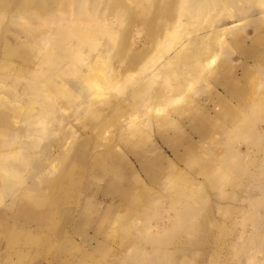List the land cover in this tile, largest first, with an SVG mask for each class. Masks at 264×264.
<instances>
[{"label":"rangeland","instance_id":"rangeland-1","mask_svg":"<svg viewBox=\"0 0 264 264\" xmlns=\"http://www.w3.org/2000/svg\"><path fill=\"white\" fill-rule=\"evenodd\" d=\"M157 1L125 0L124 2V0H119L121 4L114 5L110 0H102L98 4H92V0H86V5L88 6L85 7L94 12V22H97L88 28L89 30H87L85 36L87 38L86 41H81L76 37L62 38L58 35L55 31L57 27L68 30L74 24L73 15L68 17L66 13H63L61 16H64L63 18L65 19L62 21L57 20L54 22L55 24L51 23L53 21H49L48 25L51 26L53 32L48 39V44L44 48L41 45L42 43L37 42L38 40L36 41V38L30 33L32 22L29 19L27 21L28 24H23L22 21H19L17 17L18 12L15 11V7L18 6L21 9V4L9 7V10L6 8L4 10L0 9L3 16L0 18V61L3 60L0 63V150L5 148L14 150L15 152L18 151L21 159L15 152L12 155L15 154L16 158H19L18 160H23L17 161L15 155L12 156L10 154L13 158L7 155V159L9 160L5 158V161L2 162L5 164L4 167L10 164L9 166H15L20 171L22 170L21 176L19 175L18 177L20 179L23 177V181H20L14 188V194L10 190L2 192L0 201V213L2 212V217L0 218V264H107L105 262L116 264L120 260L115 258V255L122 253V248L124 249L123 245L125 246L127 241L129 242L131 239L147 247H145L146 249H141L137 245L135 249H130L129 253H122L125 259H123L124 264L125 262H127L126 264H148L149 261L150 264H157L155 258H160L159 264H165V260L162 258V255H164L163 250H155L151 246L152 242L150 241L153 240L151 239L153 237L154 240L161 241L165 250L168 247L171 248H168L170 252L174 249L180 250L179 254L174 252L175 256L173 255L171 258L177 264H254L257 261L255 264H264V251H261L262 248L261 250L259 249L262 247V244L264 247V220H262L264 219V203L260 204L264 201V138L260 141H255L254 136L250 135L256 131V128L264 130L263 115L259 113L258 108H253L257 102L259 103L264 100V44L258 49L260 50V55L248 58V61L257 59L255 61L259 64L256 67L245 68L237 66L235 68H228L225 72H222V69L218 68L221 63L230 62L238 57L244 59L243 55L238 52L235 40L229 39L230 36L228 34L223 35V39H229V42L222 43L216 62L211 66L212 68L208 69L211 73V78L208 79V71H205L201 75L202 79L200 77L195 82L192 91L186 92L185 86L178 89L179 92L185 90L184 92L188 96L183 99L182 97L177 99L178 102L174 104L166 102L167 105L164 104V108L160 112H153L152 103L155 100L152 87L148 86L147 89H144L139 94L135 90L138 81L147 73L143 67H152L151 65L156 64L157 61L167 56V53L171 51V49H168L170 48L168 47V43L173 39L171 37L177 33V27L172 24V21L175 20V14L179 10L177 7L180 6V3L176 4L174 0ZM1 2L5 3L4 0H1ZM156 2L159 8H157ZM162 4L166 11H172L167 13L164 9L162 10ZM112 5L114 6L112 7ZM169 5L170 8L168 7ZM127 6L129 7L128 9ZM256 6L255 0L238 2V7L232 8V12L237 15L239 14L237 9L242 8L244 13L238 16L245 18L239 26L234 27L235 29H230L229 32L251 36L258 31L264 37V17L257 15L259 14V7ZM126 9L130 10V12ZM27 16L29 17V14ZM96 16L98 19H96ZM67 17L69 20L66 19ZM185 18V15L179 16L180 20L184 21ZM235 18L237 19V16L227 18L224 15L221 21L216 24L231 25ZM11 19L12 21H10ZM104 19L106 20L104 21ZM109 20L110 22H108ZM101 22H107L105 23L107 25ZM95 24L98 28H95ZM103 25L105 28L102 27ZM160 26L163 27L160 28ZM99 27L102 28L99 29ZM9 28L12 29L9 30ZM197 28L196 30L192 28L191 32H195L190 35L188 34L189 36L183 34L185 32H181V35L183 34L182 37H191L197 32L203 31L202 27L201 31H199L200 27ZM44 31L46 32V30H43L41 35L44 34ZM156 34L157 37L155 36ZM109 35L111 36L108 38ZM158 38L162 39L157 40ZM246 42L250 43L249 39ZM119 44H122V46ZM36 45L38 48H35ZM41 47L42 49H40ZM116 48L118 51H121L118 52L121 53V56L116 53ZM122 48L124 49L122 50ZM66 49H69L68 53ZM113 50L116 51L114 52ZM138 50L139 52H137ZM138 54L139 56L136 57ZM160 54L161 58L159 57ZM131 57H134L132 59L134 60L133 62L132 60L129 61ZM188 68L179 64L174 65L173 69L176 72L171 76L172 82L175 83L177 79L188 76L189 72L192 71ZM221 73L223 74L221 77L222 81L218 79ZM233 78H235L233 83H225L226 79L232 80ZM41 79L42 84H44V88L42 87V89H40ZM38 80L40 84H36ZM224 84L234 86L235 88L238 85L241 86L238 93L242 95V101L247 103L246 107L241 106V100H237V98L226 96L228 101L222 103L218 97L214 96L216 89L222 91L223 94ZM65 85L66 87H64ZM90 88L92 89L90 90ZM132 89L133 92L131 91ZM59 90L62 91L59 92ZM89 93L94 94L90 96ZM220 97L222 99L223 95ZM231 104L234 106L232 107ZM76 105L80 109L78 108L77 110ZM179 107L180 109H178ZM235 107H239L242 110L237 115L232 110ZM208 111L212 118L216 115H222V117L217 122L212 121L205 135L201 137L200 133H198L200 131L192 130L193 121L190 120L194 119V122L201 127V118L204 114L208 115ZM8 112L10 115L7 114ZM5 113L7 116H5ZM251 117H256L253 120L255 119L257 122L255 120L253 122ZM63 122L66 124H63ZM49 123L56 125L52 127ZM60 123L62 124L61 126ZM123 123L125 126L132 124L131 126L134 128L133 136H130L126 128L122 130L123 126L121 125ZM222 125L225 127L223 128ZM242 125H246V127L244 126L243 128ZM58 127H63L64 129H58ZM226 127L227 129H225ZM247 127L248 130L250 129L249 131H247ZM249 127L255 129L253 130ZM16 131L20 135L18 134L17 136ZM231 131L233 134H231ZM234 131L239 133L236 135ZM241 132H244L246 136ZM30 135L34 138L29 137ZM161 135L171 139V142H168L169 145L162 142ZM232 135L238 137H233ZM19 136L21 140L18 139ZM14 137H17V140ZM231 137H233V140H231ZM13 139H15V142ZM190 139L195 141L194 148L196 149V153H200L201 156L205 158H209L211 154H213L214 158L221 156L219 159H216L217 163L224 156L230 157V160L235 157L230 161L231 163H229L228 159L227 164L223 167V173L217 186L210 183L208 176L201 175L195 167L190 169L187 163L184 162L183 158L188 148L187 141ZM235 139H239L240 141H236ZM248 139L251 140L249 141ZM135 140L139 141L137 146L132 144ZM230 140L232 141L231 143L229 142ZM254 142H258V144ZM232 146L233 148H231ZM139 148L148 157V169H143L137 161V158H140L142 161L146 158L144 154L135 152ZM24 149L26 150L24 151ZM230 149L232 150L230 151ZM36 151L37 153L35 154L34 152ZM97 151H107L115 154L113 156L115 168L123 178L124 185L129 180V182L132 181L134 191L131 192L132 197L129 198L131 200L121 201L115 194L113 198L110 195H104L103 190L107 187L106 177L100 175V170L97 173L94 170V172L86 170L88 165L92 163L93 156ZM159 151L163 155L161 158L158 157ZM243 151H246V154L244 153L243 155ZM24 152L29 153V155H26ZM258 155L260 156L258 157ZM240 156L243 160L239 159ZM50 162L52 164H49ZM253 164L254 166H252ZM0 165L2 166V164ZM225 167L228 168L225 170ZM251 167L257 169L254 170ZM261 167L262 169H260ZM229 168L232 169L230 170ZM34 169L43 170V172L39 177H34ZM132 170L137 173L139 180L136 177L133 178ZM24 174H28L27 178L24 177ZM133 174L135 173L133 172ZM42 175L43 177H40ZM32 176L34 177L33 180ZM37 178L38 180H36ZM44 178H47V180ZM198 186L201 189H196ZM32 188L34 189L32 190ZM19 191L21 193L28 191L29 195L39 198L40 202H38V206L40 207L38 211L46 213L45 217L39 220V222L33 221L31 217H28L19 210L18 198L21 194ZM38 191H40L39 194ZM192 191L196 192V196L190 198L193 209L190 211L191 216H188V218H192L195 229L199 227L201 230H193L190 235L184 237L189 243H192V246L190 244L186 248L179 245L177 241L174 244L169 242L179 237L182 230L181 228L177 229V227H174L173 223H175L177 216L173 207L171 208V204L173 203V196L179 195L183 198L185 194ZM87 197L90 200L91 208L87 210L85 217L91 220L90 223L82 222L83 219L79 216V208L82 206V201ZM247 199L251 203H248ZM107 201H112L115 206L108 207ZM180 201H183V199ZM252 205L256 207L258 205V207L253 208ZM258 213L260 217H256L259 216ZM103 216H107L110 220V224L104 226L108 230L104 236L105 246L102 248H91L83 242L82 238L84 235L93 233L94 228L97 227L96 221L101 217L103 218ZM164 226L166 228L174 227L173 230H176L166 232L162 230ZM11 228L16 231V234L12 235L10 233L9 229ZM143 228H145L144 231ZM145 230L148 231L150 236L148 234L146 236L143 235L146 232ZM251 230H253V234H251ZM136 231H142L143 234L141 232H138V234ZM141 234L143 235L142 237ZM255 235L258 237L257 239ZM253 241L254 243H252ZM255 244L257 245L255 246ZM258 245L259 248H257ZM152 249L156 253L152 252ZM184 249H187L186 258L182 259L183 252L181 250ZM257 249L258 251H255ZM237 251H239L238 254ZM253 251L258 253L252 256ZM141 252L142 254H139ZM240 253L241 255H239ZM141 257L145 260L141 259ZM252 258L253 260H251ZM260 259L261 261H259ZM250 261L252 262L250 263Z\"/></svg>","mask_w":264,"mask_h":264},{"label":"bare ground","instance_id":"bare-ground-1","mask_svg":"<svg viewBox=\"0 0 264 264\" xmlns=\"http://www.w3.org/2000/svg\"><path fill=\"white\" fill-rule=\"evenodd\" d=\"M102 2V0H92V4H98V2ZM104 1H107V0H104ZM135 1V0H134ZM157 1V0H156ZM175 1V3L176 4H178V3H180V6H178L177 8L179 9L178 10V12L176 13V11H175V16H176V18H175V20H173L172 21V24H174V26L175 27H177V33H175L174 34V36H172L171 38H173V39H171V42H169L168 44H169V46L168 47H170V48H168V49H171V51L169 52V53H167L168 55L167 56H165V57H163L161 60H159V61H157L156 62V64H153V65H151L152 67H149V68H147V67H143V69L144 70H146L147 71V73L144 75V76H142V78L138 81V84H137V87H136V90H135V92L137 93V94H139V93H141L144 89H147V87L148 86H150V88L152 87V89H153V91H154V102L152 103L153 104V112H160L163 108H164V104H166V102H172V104H174L175 102L177 103L178 101H177V99H180L181 97H182V99L184 98V97H186V96H188V94H186V92L187 91H192V89H193V86H194V84H195V82H197L198 80H199V78L201 77V79H202V74L205 72V71H208V69L216 62V59H217V57H218V55H219V53H220V50H221V46H222V43L224 42H227L229 39H233V40H235V42H236V44H237V46H238V52L239 53H241L242 55H243V57H244V59H242V57L240 58V57H238V58H234L233 60H231L230 62H227V63H221V65L218 67L219 69L221 68L222 69V72H225L228 68H235V67H237V66H242V67H245V68H248V67H251V66H254V67H256L259 63H257V61H255V60H257V59H251L252 61H248V58L249 57H257L258 55H260V53H259V51L260 50H258L261 46H262V44H264V37L262 36V33L261 32H256V34H254V35H251V36H246L245 34H239V33H232V32H229L230 31V29H232V28H234V27H237V26H239L241 23H242V21L244 20V18L245 17H239L238 15L239 14H242V13H244V11H243V9L242 8H238L237 10L239 11V14H235V13H233L232 11H233V9L232 8H237L238 7V2H242V1H250V0H174ZM173 1V2H174ZM4 2L5 3H2L1 2V0H0V9H7V10H9L11 7H13V6H17V5H19V4H21V9L20 8H18V6L17 7H15V11H17L18 13H17V17H18V19H19V21H22L23 22V24H28L27 23V21H28V19L32 22L31 23V26H32V29L30 30V33L34 36V38H36V41L37 42H41L40 44L43 46V48L44 47H46V45L48 44V39H49V37H50V35L52 34V32H53V30H51V26H49L48 24H49V21L51 22V21H53V22H51V23H54V22H56L57 20L58 21H62L63 19H65V18H63L64 16H61V14H63V13H66L67 14V16L68 17H70L71 15H73V19H74V24L68 29V30H64V29H60V28H58L57 27V29L55 30L57 33H58V35L59 36H61L62 38H67V37H76L77 39H80L81 41H86V34H87V30H89L88 28L91 26V25H94V23H97V22H94V12L92 11V10H88V9H86L87 7H85V6H88V5H86V0H4ZM110 2L112 3L113 2V4L114 5H120L121 3L119 2V0H110ZM122 2V1H121ZM124 2H125V0H124ZM158 2V1H157ZM157 2H156V6L158 5L157 4ZM171 2V1H170ZM255 2H256V5L259 7V14H257V15H259L260 17H264V0H255ZM88 3V2H87ZM104 3V2H103ZM152 3V2H151ZM17 4V5H16ZM101 4V3H100ZM165 4V3H164ZM168 4H170V5H173V4H171V3H168ZM175 4V5H176ZM109 5V4H108ZM114 5H112V7L114 6ZM127 5V4H126ZM163 5V4H162ZM170 5L168 6L169 8H170ZM153 6H154V4H153ZM256 6V7H257ZM10 7V8H9ZM91 7V6H90ZM100 7V6H99ZM162 7V6H161ZM168 7H166V8H168ZM77 8H78V12H77ZM119 8V7H118ZM121 8V7H120ZM129 7L127 6V9H128ZM157 8H159V6H157ZM156 8V9H157ZM168 8V9H169ZM103 9V8H102ZM107 9V8H106ZM115 9H117V8H115ZM122 9V8H121ZM126 9V10H127ZM165 10L166 11V9L164 8V5H163V8H162V10ZM104 10V9H103ZM110 10H112V9H110ZM126 10H124V11H126ZM132 10V9H131ZM161 10V9H160ZM174 10V9H173ZM113 11H114V9H113ZM118 11V10H117ZM116 11V12H117ZM127 11H129L130 12V10H127ZM126 11V12H127ZM157 11H159V10H157ZM172 11V10H171ZM171 11H166L167 13L168 12H171ZM62 12V13H61ZM107 12V11H106ZM105 12V13H106ZM132 12V11H131ZM174 12V11H173ZM118 13V12H117ZM165 13V12H164ZM27 14H29V17L30 16H32V17H28L27 16ZM41 14H43V15H41ZM77 14H78V16H77ZM114 14H116V13H114ZM130 14V13H129ZM128 14V15H129ZM133 14H134V12H133ZM155 14H156V11H155ZM161 14L162 15H164L162 12H161ZM174 14V13H173ZM100 15H101V12H100ZM105 15V14H104ZM120 15V14H119ZM122 15V14H121ZM128 15H127V17H128ZM157 15V14H156ZM167 15V14H166ZM181 15H185L186 16V18H185V20L183 21V20H180L179 19V16H181ZM224 15H226L227 16V18H232V17H235V16H237V19L235 18V19H233V23L231 24V25H222V24H216V23H219L220 21H221V18H222V16H224ZM99 16V15H98ZM123 16V15H122ZM125 16H126V14H125ZM125 16H124V18H125ZM131 16V15H130ZM254 16V15H253ZM3 16H2V10H0V18H2ZM28 17V18H27ZM66 17V16H65ZM68 17L66 18V19H68ZM97 17V16H96ZM105 17V16H104ZM158 17H159V13H158ZM162 17V16H161ZM78 18V19H77ZM113 18V17H112ZM121 18H123V17H121ZM157 18V17H156ZM35 19H37V20H35ZM47 19H48V21H47ZM73 19H72V22H73ZM96 19H98V17L96 18ZM130 19V18H129ZM174 19V18H173ZM225 19V18H224ZM254 19V18H253ZM39 20H40V22H39ZM41 20L43 21L42 23H41ZM69 20V19H68ZM106 19H104V21H105ZM121 20V19H120ZM10 21H12V19L10 20ZM18 21V20H17ZM99 21V20H98ZM125 21V20H124ZM123 21V22H124ZM146 21H147V19H146ZM145 21V22H146ZM70 22H71V20H70ZM108 22H110V20L108 21ZM120 22V21H119ZM50 23V24H51ZM102 24H104V25H107V24H105V23H107V22H101ZM262 23V22H261ZM11 24V23H10ZM10 24H8L9 26H10ZM14 24V23H13ZM55 24V23H54ZM66 24V23H65ZM71 24V23H70ZM109 24V23H108ZM120 24H121V22H120ZM215 24V25H214ZM20 25H21V23H20ZM99 25V24H98ZM102 26V27H104L105 28V26ZM171 25V24H170ZM169 25V26H170ZM101 26V25H100ZM102 27H99V29L100 28H102ZM144 27V26H143ZM159 27V26H158ZM157 27V28H158ZM161 27H163V26H160V28ZM197 27H200L199 28V31H201L202 30V28H203V31H201V32H197L194 36H191V37H182V35L183 34H192V33H194L193 31L191 32V29L193 28V29H195L196 30V28ZM202 27V28H201ZM28 28V27H27ZM92 28V27H91ZM95 28H98L97 26H96V24H95ZM94 28V29H95ZM259 28V27H258ZM257 28V29H258ZM10 29H12V28H9V30ZM41 29H42V32H41ZM93 29V30H94ZM198 29V28H197ZM201 29V30H200ZM235 29V28H234ZM28 30H29V28H28ZM43 30H46V32L44 31V34L43 35H41V33H43ZM111 30V29H110ZM155 30L157 31V29L155 28ZM12 31V30H11ZM96 31V30H95ZM113 31V30H112ZM13 32V31H12ZM181 32H185V33H183L182 35H181ZM7 33V32H6ZM29 33V32H28ZM93 33V32H92ZM8 34H9V32H8ZM11 34V33H10ZM91 34V33H90ZM226 34H228V36H230L229 37V39H223V35H226ZM46 35V36H45ZM188 35V36H189ZM111 35H109L108 36V38L110 37ZM114 36V35H113ZM156 37H157V34L155 35ZM53 38V37H52ZM99 39V38H98ZM112 39H113V37H112ZM111 39V40H112ZM162 38H158L157 40H161ZM247 39H249V41H250V43H248V42H246L247 41ZM35 41V40H34ZM124 41V40H123ZM122 42V41H121ZM125 42V41H124ZM123 42V43H124ZM229 42V41H228ZM73 43V42H72ZM103 43H104V40H103ZM136 43V42H135ZM233 44H234V42H232ZM37 44V43H36ZM40 44H39V47H40ZM112 44V43H111ZM166 44H167V42H166ZM38 45V44H37ZM37 45H36V47L35 48H38L37 47ZM72 45V44H71ZM90 45V44H89ZM119 45H121L122 46V44H119ZM125 45V44H124ZM123 45V46H124ZM132 46V45H131ZM114 47H116V46H114ZM92 48V47H91ZM118 48V47H117ZM116 48V50H117V54L119 55L120 54V56H121V53H118V52H121L120 50L118 51V49ZM253 48V49H252ZM40 49H42V47L40 48ZM40 49H38V50H40ZM48 49V48H47ZM124 48H122V50H123ZM37 50V51H38ZM46 50V49H45ZM44 50V51H45ZM54 50V49H53ZM69 50V49H68ZM68 50L66 49V52L68 53ZM115 50V51H116ZM167 50V49H166ZM253 50H254V52H253ZM0 51H1V49H0ZM52 51V50H51ZM114 51V50H113ZM112 51V52H113ZM114 51V52H115ZM141 51V50H140ZM43 52V51H42ZM101 52V51H100ZM137 52H139V50L137 51ZM157 52H158V50H157ZM44 53V52H43ZM116 53H115V55H116ZM3 54H5V53H3ZM122 54H124V53H122ZM136 54V53H135ZM37 55H39V54H37ZM46 55V54H45ZM5 56V55H4ZM114 56V55H113ZM117 56V55H116ZM139 56V54L136 56V57H138ZM3 57V56H2ZM1 57V58H2ZM158 57V56H157ZM160 58H161V54H160V56H159ZM134 58V57H133ZM132 57H131V59H129V61L130 60H132L133 59ZM44 59V58H43ZM39 60H41V59H39ZM156 60V59H155ZM3 60H1L0 61V63L2 62ZM43 61V60H42ZM134 60H132V62H133ZM132 64V63H131ZM182 65V66H186V67H189L190 68V70H192V71H190L189 72V75L188 76H186V77H182V78H180V79H177V82H172V80H171V76H172V74L174 73V72H176V70H174L173 68H174V65ZM173 65V66H172ZM216 67V66H215ZM177 68V67H176ZM188 68V69H189ZM212 68V67H211ZM39 69V68H38ZM41 69H42V67H41ZM44 69V68H43ZM181 69V68H180ZM214 69V68H213ZM28 70V69H27ZM143 70V71H144ZM189 71V70H188ZM82 72V71H81ZM46 73H48V72H46ZM213 73V72H212ZM34 74H36V73H34ZM32 75V74H31ZM45 75H47V74H45ZM50 75H52V74H50ZM55 75H56V73H55ZM80 75V74H79ZM49 76V75H48ZM54 76V75H53ZM52 76V77H53ZM191 76V77H190ZM223 76V74L221 73V76L220 77H218V79H221V77ZM31 77V76H30ZM36 77H38V76H36ZM45 77V76H44ZM44 77H40V78H44ZM206 77V76H205ZM207 77H208V79L209 78H211V73H210V71H208V73H207ZM28 78V77H27ZM178 78V77H177ZM4 79V78H3ZM57 79V78H56ZM26 80V79H25ZM36 80V79H35ZM173 80H175V79H173ZM27 81V80H26ZM34 81V80H33ZM60 81V80H59ZM211 81V80H210ZM220 81H222V79L220 80ZM233 81H235V78H233L232 80L231 79H226V82L225 83H233ZM1 82V81H0ZM28 82H29V80H28ZM40 82H41V84H40ZM39 82V80H38V82H36V84L38 83V84H40L41 85V88L40 89H42V87L44 86V84H42V79H41V81ZM83 82V81H82ZM47 83H51V82H47ZM1 84V83H0ZM31 84V83H30ZM29 84V85H30ZM35 84V83H34ZM35 84V85H36ZM91 84V83H90ZM235 84V83H234ZM28 85V86H29ZM32 85V84H31ZM39 85V86H40ZM209 85V84H208ZM214 85V84H213ZM27 86V85H26ZM37 86V85H36ZM53 86V85H52ZM182 86H185V90H186V92H184L185 90H182L181 92H179L178 91V89H181L182 88ZM210 86V85H209ZM64 87H66V85L64 86ZM211 87V86H210ZM210 87H208V88H210ZM241 86L240 85H238V87L237 88H235L234 86L232 87V86H229V85H225L224 84V87H223V94H222V91H220V90H218V89H216V93H215V95L214 96H216V97H218L219 99H220V102H222V103H226L227 101H228V99L226 98V96H230V97H233V98H237V100H241L240 102V105L241 106H243V107H246V105H247V103L246 102H243L242 100H243V98H242V95H240L239 93H238V91H240V88ZM44 88V87H43ZM57 88H59V87H57ZM89 88V87H88ZM184 88V87H183ZM50 89V88H49ZM60 89V88H59ZM64 89V88H63ZM92 88H90V90H91ZM134 89V88H133ZM133 89L131 90L132 92H133ZM37 90H39V89H37ZM51 91H52V89H50ZM56 90H58V89H56ZM211 90V89H210ZM213 90V89H212ZM62 90H59V92H61ZM130 91V90H129ZM130 91V92H131ZM259 91V90H258ZM33 92V91H32ZM45 92V91H44ZM47 92H49V91H47ZM68 92V91H67ZM69 92H71V91H69ZM75 92V91H74ZM213 92V91H212ZM95 93V92H94ZM93 93V94H94ZM224 93H225V95H224ZM51 94V93H50ZM65 94V93H64ZM90 94V93H89ZM92 93L90 94V96L91 95H93ZM96 94V93H95ZM149 94V93H148ZM20 95V94H19ZM58 95H59V93H58ZM61 95V94H60ZM66 95V94H65ZM223 95V97H222V99H221V97L220 96H222ZM256 95H257V93H256ZM261 95V94H260ZM259 95V96H260ZM17 96V95H16ZM26 96H27V94H26ZM30 96V95H29ZM51 96V95H50ZM64 96V95H63ZM70 96V95H69ZM240 96V97H239ZM262 96V95H261ZM36 97V96H35ZM62 97V96H61ZM67 97V96H66ZM77 97V96H76ZM28 98V97H27ZM30 98V97H29ZM93 98H94V96H93ZM39 99V98H38ZM257 99H258V97H257ZM18 100V99H17ZM23 100H25V99H23ZM30 100H32V99H30ZM56 100V99H55ZM64 100V99H63ZM57 101V100H56ZM110 101V100H109ZM192 101V100H191ZM17 102H19V101H17ZM37 102V101H36ZM80 102V101H79ZM90 102V101H89ZM188 102H190V101H188ZM187 102V103H188ZM231 102V101H230ZM22 103V102H21ZM28 103H29V101H28ZM38 103V102H37ZM71 103V102H70ZM82 103V102H81ZM101 103V102H100ZM99 103V104H100ZM111 104H112V102H110ZM132 103V102H131ZM130 103V104H131ZM169 103V104H170ZM194 103V102H193ZM20 104V103H19ZM68 104V103H67ZM73 104V103H72ZM84 104V103H83ZM86 104V103H85ZM88 104V103H87ZM105 104V103H104ZM104 104H102V105H104ZM133 104V103H132ZM151 104V105H152ZM168 104V105H169ZM183 104V103H182ZM189 104V103H188ZM59 105V104H58ZM81 105V104H80ZM106 105V104H105ZM148 105V104H147ZM150 105V104H149ZM167 105V104H166ZM197 105V104H196ZM73 106H74V104H73ZM79 106V105H78ZM87 106V105H86ZM97 106V105H96ZM163 106V107H162ZM173 106V105H172ZM175 106V105H174ZM198 106V105H197ZM196 106V107H197ZM231 106L233 107L234 105H232L231 104ZM27 107V106H26ZM62 107H64V106H62ZM62 107H61V110H62ZM177 107V106H176ZM41 108V107H40ZM60 108V107H59ZM73 108V107H72ZM78 108L79 107H77V105H76V109L78 110ZM84 108V107H83ZM151 108V107H150ZM198 108V107H197ZM254 109L256 108H258V111H259V113L260 114H262L263 115V120H264V100H262L261 102H257L256 104H255V106L253 107ZM22 109V108H21ZM27 109V108H26ZM42 109V108H41ZM65 109V108H64ZM80 109V108H79ZM178 109H180V107L178 108ZM177 109V110H178ZM188 109V108H187ZM253 109V110H254ZM2 110V109H1ZM44 110V109H43ZM42 110V111H43ZM72 110V109H71ZM148 110V109H147ZM232 110L234 111V113H235V115H237L238 113H240L242 110L241 109H239V107H235L234 109L232 108ZM24 111V110H23ZM36 111V110H35ZM34 111V113H36ZM65 111V110H64ZM89 111V110H88ZM150 111V110H149ZM257 111V110H256ZM1 112V111H0ZM6 112V111H5ZM37 112H39V111H37ZM43 112H45V111H43ZM70 112H72V111H70ZM75 112V111H74ZM148 112V111H147ZM146 112V113H147ZM216 112V111H215ZM11 113V112H10ZM56 113V112H55ZM7 114H9V112L7 113ZM7 114L5 113V116H7ZM37 114V113H36ZM40 114H41V112H40ZM42 114H44V113H42ZM60 114V113H59ZM66 114V113H65ZM64 114V115H65ZM69 114V113H68ZM161 114V113H160ZM229 114V113H228ZM245 114V113H244ZM255 114V113H254ZM253 114V115H254ZM10 115V114H9ZM72 115V114H71ZM70 115V116H71ZM257 115V114H256ZM51 116V115H50ZM60 116H62V115H60ZM68 116V115H67ZM74 116V115H73ZM72 116V117H73ZM255 116V115H254ZM15 117V116H14ZM59 117V116H58ZM57 117V118H58ZM63 117V116H62ZM221 117H222V115H216L215 117H211L210 116V113H209V111H208V115H203L202 116V118H201V127L200 126H198L195 122H194V119H191L190 121H193V125L191 126L192 127V130H195V131H200V132H198V133H200V135H201V137H203L204 135H205V132L207 131V129L209 128V126H210V124L212 123V121H218V120H220L221 119ZM227 117V116H226ZM16 118H18V117H16ZM42 118V117H41ZM224 118H225V115H224ZM229 118V117H228ZM252 118V117H251ZM253 118H256V117H253ZM253 118H252V120H253ZM6 119V118H5ZM50 120H51V118H49ZM56 119V118H55ZM62 119V118H61ZM242 119V118H241ZM42 120L43 121H45L43 118H42ZM250 120V119H249ZM251 120V121H252ZM255 120V119H254ZM254 120H253V122H254ZM258 120V119H257ZM22 121V120H21ZM61 121V120H60ZM68 121V120H67ZM8 122H10V121H8ZM47 122V121H46ZM46 122H44V123H46ZM52 122V121H51ZM62 122V121H61ZM255 122H257L256 120H255ZM259 122V121H258ZM12 123V122H11ZM15 123H17V122H15ZM23 123V122H22ZM25 123H27V122H25ZM48 123V122H47ZM58 123V122H57ZM65 122H63V124H64ZM68 123H69V121H68ZM239 123V122H238ZM13 124V123H12ZM50 124V123H49ZM66 124V123H65ZM122 124V123H121ZM223 124V123H222ZM256 124V123H255ZM51 125V124H50ZM56 124H53V125H51L52 127H54ZM58 125V124H57ZM62 124L60 123V126H61ZM132 125V124H131ZM131 125H127V126H125L124 125V123H123V125H121V126H123L121 129L122 130H125V128H126V131H128V133L130 134V136H133V134H134V128H132V126ZM235 125V124H234ZM237 125H239V124H237ZM236 125V126H237ZM247 125V124H246ZM246 125H242V127L244 128V126L246 127ZM223 126V125H222ZM255 126H257V125H255ZM44 127V126H43ZM68 127H70V126H68ZM71 127H72V125H71ZM162 127H164V126H162ZM225 126H223V128H224ZM238 127V126H237ZM14 128V127H13ZM57 128V127H56ZM66 128V127H65ZM137 128V127H136ZM233 128V127H232ZM231 128V129H232ZM249 128H251V127H249ZM11 129V128H10ZM58 129H64L63 127H58ZM57 129V130H58ZM67 129H71V128H67ZM220 129V128H219ZM225 129H227V127L225 128ZM230 129V130H231ZM239 129V128H238ZM251 129H253V128H251ZM255 129V128H254ZM253 129V130H254ZM2 130V129H1ZM22 130V129H21ZM66 130V129H65ZM136 130V129H135ZM223 130V129H222ZM229 130V129H228ZM241 130H243V129H241ZM245 130V129H244ZM243 130V131H244ZM250 130V129H249ZM248 130V127H247V131H249ZM3 131V130H2ZM62 131V130H61ZM215 131V130H214ZM227 131V130H226ZM225 131V132H226ZM238 131H240V130H238ZM252 131V130H251ZM1 132V131H0ZM17 132L18 131H16L15 133L17 134ZM124 132V131H123ZM232 132V131H231ZM234 132H236V131H234ZM246 132V131H245ZM23 133V132H22ZM211 133V132H210ZM239 133V132H238ZM237 132L236 133H234V134H238ZM243 135H244V132H241ZM240 133V134H241ZM2 134H3V132H2ZM5 134H6V130H5ZM19 135H20V133H18ZM18 134H17V136H18ZM224 134V133H223ZM231 134H233V132L231 133ZM242 134H241V136H242ZM249 134H250V132H249ZM32 135V134H31ZM29 136V137H33V136ZM35 135V134H34ZM228 135V134H227ZM236 135H232L233 137H238V136H236ZM250 135H253L254 136V139H255V141L257 140H261V139H263L264 138V130H260L259 128H256V131H254L252 134H250ZM162 136V135H161ZM215 136V135H214ZM219 136V135H218ZM244 136H246V134L244 135ZM247 136H248V134H247ZM36 137H37V135H36ZM35 137V138H36ZM223 137V136H222ZM221 137V138H222ZM233 137H231L232 139L231 140H233ZM15 138V137H14ZM17 138V137H16ZM15 138V139H16ZM21 137L19 136L18 137V139H20ZM34 138V137H33ZM38 138V137H37ZM225 138V137H224ZM240 138H243V137H240ZM15 139H13L14 140V142H15ZM25 139V138H24ZM43 139V138H42ZM45 139H46V137H45ZM128 139V138H127ZM220 139V138H219ZM237 139V138H236ZM235 139V140H236ZM244 139H245V137H244ZM243 139V140H244ZM251 139H252V137H251ZM251 139H248L249 141L251 140ZM17 140V139H16ZM21 140V139H20ZM26 140V139H25ZM39 140H40V138H39ZM214 140H216V139H214ZM229 141L230 143L232 142V141ZM239 140V139H238ZM238 140H236V141H238ZM128 141V140H127ZM217 141V140H216ZM240 141V140H239ZM248 141V142H249ZM58 142V141H57ZM162 142L163 143H165V144H168V142L170 143L171 142V139L170 138H168V137H166V136H162ZM200 142V141H199ZM213 142H215V141H213ZM225 142V141H224ZM59 143V142H58ZM137 143H139V141L138 140H135V142H133L132 144L135 146H137ZM217 143V142H216ZM238 143V142H237ZM254 143H257L258 144V142H254ZM227 144V143H226ZM235 144V143H234ZM245 144H246V142H245ZM169 145V144H168ZM201 145H202V143H201ZM15 146V145H14ZM130 146V145H129ZM187 146H188V148H187V150H186V154H185V156H184V158H183V160H184V162H186L187 163V165L190 167V169L191 168H193V167H195V169H197L198 171H199V173L201 174V175H203V176H208L210 179H209V181H210V183L212 184H216L215 186H217L218 184V182H219V179H220V177L222 176L221 174L223 173V167L227 164V162H228V159L230 158V157H226V156H224V157H222L219 161H218V163H217V160L216 159H219V157H221V156H217L218 158H214V156H213V154H211L210 155V157L209 158H205V157H203V156H201V154L200 153H196V149L194 148L195 147V141L193 140V139H190L189 141H187ZM205 146V145H204ZM211 146V145H210ZM225 146V145H224ZM229 146H231V145H229ZM257 146V145H256ZM20 147V146H19ZM28 147V146H27ZM26 147V148H27ZM202 147V146H201ZM226 147V146H225ZM249 147V146H248ZM247 147V148H248ZM12 148V147H11ZM23 148H25V147H23ZM171 149H172V147H170ZM209 148V147H208ZM227 148V147H226ZM231 148H233V146L231 147ZM235 148V147H234ZM15 149V148H14ZM20 149V148H19ZM33 149H35V148H33ZM210 149V148H209ZM217 149V148H216ZM250 149V148H249ZM20 150H23L22 148L20 149ZM26 149H24V151H25ZM28 150V149H27ZM32 150V149H31ZM116 150V149H115ZM219 150V149H218ZM232 149H230V151H231ZM245 150V149H244ZM260 150V149H259ZM174 151V150H173ZM220 151V150H219ZM235 151V150H234ZM247 151H248V149H247ZM15 151L14 150H10V149H3V150H0V164H2V166L0 165V201H1V197H2V192L4 191V190H10V192H12V194H14V191H15V187L20 183V181H23V177H22V179H20L18 176L20 175L21 176V172H22V170L20 171V169L19 168H16L15 166H9V165H6L5 167H4V165L5 164H3L2 162L3 161H5V158L7 159L8 157H10L11 155H12V153H14ZM28 152V151H27ZM135 152H139V153H142V154H144V157H146L145 159H144V161H142L140 158H137V161H138V163H139V165H141V167L143 168V169H148V167H149V163H148V157L147 156H145V152L141 149V148H139V149H136V151ZM246 152V151H245ZM244 151H243V155H244V153H245ZM16 154H17V156L19 157V155H18V151H16L15 152ZM24 153H26V152H24ZM23 153V154H24ZM32 153V152H31ZM35 154L37 153V151L36 152H34ZM146 153H148V152H146ZM159 154H158V157H163V155H162V153L159 151L158 152ZM211 153V152H210ZM11 154V155H10ZM19 154H20V152H19ZM22 154V155H23ZM34 154V155H35ZM241 154V153H240ZM246 154V153H245ZM261 154V153H260ZM7 155H8V157H7ZM10 155V156H9ZM15 155V154H14ZM14 155H12V156H14ZM21 155V154H20ZM26 155H29V153L27 154L26 153ZM33 155V156H34ZM115 154L112 152V154L111 153H109V152H107V151H97V152H95V154H94V156H93V159H92V163H90L89 165H88V168L86 169L87 171H95V173H97V171H99L100 170V175H103V176H105L106 177V180H107V187L103 190L104 191V195H110L111 196V198H113V195L115 194V195H117L118 197H119V199L121 200V201H128V199L129 198H131L132 196H131V192H133L134 191V188H133V186H132V181L131 182H126L125 183V185H124V181H123V178L118 174V171H117V169L115 168V164H114V160H113V156H114ZM207 155H209V154H207ZM206 155V156H207ZM232 155V154H231ZM11 156V157H12ZM16 155H15V158L17 157ZM36 156V155H35ZM79 156V155H78ZM260 155H258V157H259ZM26 157V156H25ZM38 157V156H37ZM40 157V156H39ZM74 157V156H73ZM247 157H248V155H247ZM264 157V156H263ZM13 158V157H12ZM20 158V157H19ZM19 158H16L17 159V161H23V160H18ZM27 158V157H26ZM43 158H45V157H43ZM235 158V157H234ZM233 158V159H234ZM249 158V157H248ZM254 158V157H253ZM262 158V157H261ZM21 159V158H20ZM38 159V158H37ZM46 159H47V156H46ZM232 159V160H233ZM239 159H241V156H240V158ZM250 159V158H249ZM7 160H9V159H7ZM7 160H6V162H7ZM31 160V159H30ZM42 160V159H41ZM45 160V159H44ZM232 160H230L229 159V163H231L230 161H232ZM241 160H243V159H241ZM240 160V161H241ZM256 160V159H255ZM259 161H260V159H258ZM26 161V160H25ZM246 161V160H245ZM251 162H252V160H250ZM15 162H16V160H15ZM30 162V161H29ZM36 162V161H35ZM40 162V161H39ZM53 162V161H52ZM52 162H50L49 164H52ZM91 162V161H90ZM255 162H257V161H255ZM262 162V161H261ZM5 163V162H4ZM8 163V162H7ZM10 163V162H9ZM26 163V162H25ZM24 163V165H26ZM42 163H45V162H42ZM126 163V162H125ZM232 163H235V162H232ZM20 164H22L21 162H20ZM29 164V163H28ZM240 164V163H239ZM243 164V163H242ZM246 164H247V162H246ZM261 164V163H260ZM45 165V164H44ZM244 165V164H243ZM242 165V167H243V169H244V166ZM39 166V165H38ZM252 166H254V164L252 165ZM2 167V168H1ZM26 167V166H25ZM37 167V166H36ZM197 167V168H196ZM229 167V166H228ZM228 167H225V170H226V168H228ZM245 167H246V165H245ZM250 167V166H249ZM46 168V167H45ZM45 168H43V169H45ZM83 168H85L84 166H83ZM241 168V167H240ZM251 168H253V167H251ZM27 169V168H26ZM39 169V168H38ZM38 169H34V171H35V173H34V177H39V175L40 174H42V172H43V170L42 171H40V170H38ZM230 169V168H229ZM232 169V168H231ZM230 169V170H231ZM254 169V168H253ZM255 169H257V168H255ZM254 169V170H255ZM260 169H262V167L260 168ZM259 169V170H260ZM84 170V169H83ZM93 171V172H94ZM196 171V170H195ZM194 171V172H195ZM243 171V170H242ZM257 171V170H256ZM263 171V170H262ZM24 173H25V171H23ZM133 172L136 174H133ZM246 173H247V171H245ZM250 172V171H249ZM26 173H27V170H26ZM226 173V172H225ZM224 173V174H225ZM250 173H252V172H250ZM226 174H228V173H226ZM258 174V173H257ZM25 175V174H24ZM28 174H26L24 177H26ZM48 175V174H47ZM47 175H44V176H47ZM31 177L32 178V180L34 179V177ZM132 176H133V178L134 177H136L137 178V180H139L138 179V175H137V173L134 171V170H132ZM190 176V175H189ZM195 176V175H194ZM260 176V175H259ZM258 176V177H259ZM262 176V175H261ZM40 177H43V175L42 176H40ZM64 177V176H63ZM67 177V176H66ZM196 177V176H195ZM27 178V177H26ZM59 178V177H58ZM65 178V177H64ZM44 179H46L47 180V178H44ZM56 179H57V176H56ZM69 179V178H68ZM28 180V179H27ZM36 180H38V178L36 179ZM49 180V179H48ZM55 180V179H54ZM59 180H60V178H59ZM66 180V179H65ZM199 180V179H198ZM39 182H40V179H39ZM192 182H194V181H192ZM37 183V182H36ZM69 183V182H68ZM25 184V183H24ZM58 184V183H57ZM62 184H63V182H62ZM166 184V183H165ZM250 184V183H249ZM248 184V186H250ZM253 184H254V182H253ZM61 185V184H60ZM30 186V185H29ZM165 186V185H164ZM192 186H194V185H192ZM31 187H32V185H31ZM34 187V186H33ZM39 187V186H38ZM57 187V186H56ZM64 188H65V186H64ZM72 188V187H71ZM166 188V187H165ZM198 188H200L201 189V187H196V189H198ZM255 188H256V186H255ZM254 188V189H255ZM21 189V188H20ZM34 188H32V190H33ZM256 189H258V187L256 188ZM22 190V189H21ZM25 190V189H24ZM42 190H44V189H42ZM54 190V189H53ZM59 190V189H58ZM247 190V189H246ZM252 190H253V187H252ZM29 191V190H28ZM27 191V192H28ZM57 191V190H56ZM78 191H81V190H78ZM200 191V190H199ZM245 191V190H244ZM16 192H18V190H16ZM20 192V191H19ZM27 192H25V191H23L21 194H20V197L18 198V200H19V210L21 211V212H23V213H25L28 217H31V219L33 220V221H37V222H39V220H41V219H43L44 217H45V215H46V213H40L38 210H39V207L40 206H38L39 204H38V202H40L39 201V198L38 197H35V196H31V195H29ZM64 192V191H63ZM40 193V191H38V194ZM43 193V192H42ZM54 193V192H53ZM52 193V194H53ZM56 193V192H55ZM259 193V192H258ZM16 194V193H15ZM38 194H37V196H38ZM48 194V193H47ZM57 194V193H56ZM44 195V194H43ZM232 195H233V192H232ZM244 195V194H243ZM41 196H42V194H41ZM46 196V195H45ZM163 196V195H162ZM165 196V195H164ZM170 196V195H169ZM193 196H196V192L195 191H192V192H190V193H187V194H185V196L183 197V198H181L179 195L178 196H173L171 199H172V201H173V205L171 204V208L173 207V209H174V212H175V214H176V216H177V218H176V220H175V223H173L174 224V227H177V229L178 228H181L182 230H181V234H180V236L179 237H176V239H172V241L170 240L169 242L171 243H175L176 241H177V243L179 244V245H181V246H183V247H186V246H189L190 244V246H192V243H189V241H187L184 237H187L188 235H190L192 232H193V230H201L199 227H198V229H195V224H194V222H193V220H192V218L191 217H189L188 218V216H191V213H190V211L193 209V207H192V203H191V200H190V198L191 197H193ZM263 196V195H262ZM49 197V196H48ZM54 197V196H53ZM171 197V196H170ZM169 197V198H170ZM233 197V196H232ZM51 198V197H50ZM220 198H221V196H220ZM3 199V198H2ZM43 199V198H42ZM134 199H135V197H134ZM181 199H183V201H180ZM222 199V198H221ZM242 199V198H241ZM4 200V199H3ZM47 200V199H46ZM49 200V199H48ZM129 200H131V199H129ZM136 200V199H135ZM150 200V199H149ZM248 200V199H247ZM246 200V201H247ZM251 200V199H250ZM254 200V199H253ZM79 201V200H78ZM90 200L88 199V197L86 198V199H84L83 201H82V206H80V208H79V211L81 212H79V216H80V218H82L83 220H82V222H84V223H90L91 222V220L90 219H88V218H86L85 217V215H86V213H87V210H89V208H91V203L89 202ZM245 201V200H244ZM249 201V200H248ZM247 201V202H248ZM8 202H11V201H8ZM116 202V201H115ZM181 202V203H180ZM239 202H240V199H239ZM259 202V201H258ZM7 203V202H6ZM52 203V202H51ZM106 203V202H105ZM243 203V202H242ZM248 203H251V201H249ZM256 203V202H255ZM260 203V202H259ZM262 203H264V201H262L260 204H262ZM55 204V203H54ZM107 206L109 207V206H113L114 204L112 203V201H110V202H108L107 201ZM240 204V203H239ZM77 205V204H76ZM119 205H121V204H119ZM217 205H219V204H217ZM242 205V204H241ZM254 205V204H253ZM252 205V206H253ZM115 206V205H114ZM220 206V205H219ZM248 206V205H247ZM250 206V205H249ZM260 206V205H259ZM52 207V206H51ZM57 207V206H56ZM218 207V206H217ZM246 207V206H245ZM254 207H256V206H253V208ZM257 207H258V205H257ZM256 207V208H257ZM264 207V206H263ZM53 208V207H52ZM241 208V207H240ZM249 208V207H248ZM255 208V210H257ZM242 209H244V208H242ZM52 210V209H51ZM254 210V211H255ZM53 211H55V210H53ZM252 212V211H251ZM2 213V212H1ZM1 213H0V218L2 217V215H1ZM144 213V212H143ZM160 213V212H159ZM245 213H246V211H245ZM256 213V212H255ZM254 213V214H255ZM75 214V213H74ZM167 214V213H166ZM249 214V213H248ZM259 214V213H258ZM181 215V216H180ZM250 215V214H249ZM78 216V217H79ZM145 216V215H144ZM252 216V215H251ZM251 216H250V219H251ZM256 217H260V214H259V216H256ZM73 218V217H72ZM263 218V217H262ZM249 219V220H250ZM254 219H255V216H254ZM195 220V219H194ZM256 220V219H255ZM262 220H264V219H262ZM123 221V220H122ZM130 221V220H129ZM134 221V220H133ZM242 221V220H241ZM251 221H252V219H251ZM258 221V220H257ZM261 221V220H260ZM255 222V221H254ZM78 223V222H77ZM136 223H137V221H136ZM135 223V224H136ZM258 223V222H257ZM96 225H97V227L96 228H94V230H93V233L92 234H88V235H84L83 236V238H82V240H83V242H85V244H87L89 247H91V248H96V247H98V248H102V247H104L105 246V235L107 234V232H108V230H107V227H105L104 228V226H108L109 224H110V220L108 219V217L107 216H103V218L101 217V218H99L97 221H96V223H95ZM132 224V223H131ZM249 225V224H248ZM251 226V225H250ZM253 226H254V224H253ZM259 226V225H258ZM133 227V226H132ZM135 227V226H134ZM174 227L173 228H166L165 226H164V228H162V230L163 231H166V232H171V231H175V230H173L174 229ZM119 229H122V228H119ZM144 229L145 228H143V231H144ZM243 229V228H242ZM10 230V233L12 234V235H14V234H16V231L15 230H13L12 228L11 229H9ZM128 230V229H127ZM126 230V231H127ZM134 230H135V228H134ZM152 230H155V229H152ZM118 231V230H117ZM123 231V230H122ZM121 231V232H122ZM125 231V230H124ZM146 231V230H145ZM20 232H21V230H20ZM19 232V233H20ZM137 232V231H136ZM138 232H141L142 233V231H138ZM137 232V233H138ZM157 232H159V231H157ZM251 234H253V230H251ZM264 232V231H263ZM150 233V232H149ZM256 233V232H255ZM254 233V234H255ZM67 234V233H66ZM126 234V233H125ZM139 234V233H138ZM143 234V233H142ZM141 234V237L144 235V236H146V234H148V231H146V232H144V234L142 235ZM153 234V233H152ZM151 234V235H152ZM155 234V233H154ZM149 235V234H148ZM21 236V235H20ZM64 236V235H63ZM135 236V235H134ZM150 236V235H149ZM155 236V235H154ZM162 236H163V233H162ZM248 236V235H247ZM256 236V235H255ZM264 236V235H263ZM138 237H139V235H138ZM152 237H153V235H152ZM158 237H160L159 235H158ZM177 238H178V240H177ZM256 239L258 238L257 236L255 237ZM21 239V238H20ZM63 239V238H62ZM149 239H150V237H149ZM148 238H147V240H149ZM151 239H153V240H151L150 242H152V245H151V243L150 242H148V243H150V245L152 246V248L153 249H155V250H159V249H161V250H163V254L164 255H162V258L165 260L164 262H165V264H177L176 263V261L175 262H173L172 260H171V258H172V256L174 255L175 256V253H180V250H178V249H174L173 251H169L168 250V248L165 250L164 249V247H163V245L161 244V241H158V240H154V237L153 238H151ZM263 239V238H262ZM118 240V239H117ZM253 240V239H252ZM259 241H260V239H258ZM257 240V241H258ZM122 241V240H121ZM251 241V240H250ZM254 241H256V240H254ZM254 241L252 242V243H254ZM258 241V242H259ZM168 242V243H169ZM240 242V241H239ZM263 242V241H262ZM262 242H261V244H262ZM35 243V242H34ZM245 243V242H244ZM147 244V243H146ZM239 244V243H238ZM250 244H251V242H250ZM259 244V243H258ZM33 245H35V244H33ZM137 245L141 248V249H143V248H145V247H147V246H142V244H140V243H138V242H136L135 240H130L129 242L127 241V244H125V246L123 245V247H124V249L122 248V253H129V250L131 249L132 250V248L133 249H135V247H137ZM235 245V244H234ZM245 245V244H244ZM257 244H255V246H256ZM118 246V245H117ZM120 246V245H119ZM248 246V245H247ZM251 246V245H250ZM122 247V246H121ZM138 247V248H139ZM179 247V246H178ZM138 248H136L137 250H138ZM149 248V247H148ZM173 248H175V247H173ZM186 248H188V247H186ZM236 248V247H235ZM257 248H259V245H258V247ZM261 248H262V250H261ZM264 247H263V244H262V247H260L259 249L261 250V251H264V249H263ZM120 249V248H119ZM146 249V248H145ZM152 249V250H153ZM169 249H171V248H169ZM241 249H243V248H241ZM255 249V248H254ZM86 250V249H85ZM186 250L187 249H184V250H181V252H183V254H182V259H185L186 258V256H185V254H186ZM238 250V249H237ZM81 251V250H80ZM91 251V250H90ZM139 251V250H138ZM142 251V250H141ZM255 251H258V249L257 250H255ZM111 252V251H110ZM133 252V251H132ZM152 252H154V250L152 251ZM175 252V253H174ZM185 252V253H184ZM188 252V251H187ZM238 252L239 251H237V254H238ZM254 252V251H253ZM122 253H117L116 255H115V258H118L120 261L118 262L117 261V263L116 264H124V257H123V254ZM151 253V252H150ZM154 253H156V252H154ZM250 253H252V252H250ZM249 253V254H250ZM258 252H254V253H252V256L254 255V254H257ZM260 253V252H259ZM112 254H114V253H112ZM134 254V253H133ZM138 254V253H137ZM139 254H142V252L141 253H139ZM152 254V253H151ZM262 254V253H261ZM109 255V254H108ZM145 255V254H144ZM146 255H148V254H146ZM153 255V254H152ZM156 255V254H155ZM239 255H241V253L239 254ZM245 255V254H244ZM91 256V255H90ZM112 256V255H111ZM114 256V255H113ZM130 256V255H129ZM141 256V255H140ZM139 256V257H140ZM150 256V255H149ZM248 257H249V255H247ZM251 256V257H252ZM239 257V256H238ZM241 257V256H240ZM246 257V256H245ZM83 258V257H82ZM112 258V257H111ZM161 258V259H162ZM124 259V260H123ZM141 259H144L143 257H141ZM162 259V260H163ZM247 259V258H246ZM111 260V259H110ZM130 260V259H129ZM140 260V259H139ZM145 260V259H144ZM155 260H156V263L157 264H159V261H160V258H155ZM250 260V259H249ZM251 260H253V258L251 259ZM257 260V259H256ZM255 260V261H256ZM104 261V260H103ZM131 261V260H130ZM134 261V260H133ZM141 261H143V260H141ZM140 261V262H141ZM147 261V260H146ZM246 261V260H245ZM254 261V262H255ZM259 261H261V259L259 260ZM145 262V261H144ZM144 262H142V263H144ZM240 262V261H239ZM248 262V261H247ZM252 261H250V263H251ZM258 262V261H257ZM257 262H255V263H257ZM69 263V262H68ZM89 263V262H88ZM105 263H107V264H110V263H108V262H105ZM127 262H125V264H126ZM129 263V262H128ZM133 263V262H132ZM242 263V262H241ZM254 263V264H255ZM112 264V263H111ZM145 264V263H144ZM148 264H150V261H149V263ZM243 264V263H242ZM249 264V263H248Z\"/></svg>","mask_w":264,"mask_h":264}]
</instances>
